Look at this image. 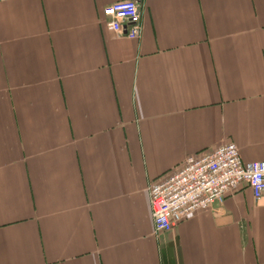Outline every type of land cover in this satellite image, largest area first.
Listing matches in <instances>:
<instances>
[{
  "label": "crops",
  "instance_id": "1",
  "mask_svg": "<svg viewBox=\"0 0 264 264\" xmlns=\"http://www.w3.org/2000/svg\"><path fill=\"white\" fill-rule=\"evenodd\" d=\"M228 143L264 161V0H0V264H264L247 186L154 231L148 187Z\"/></svg>",
  "mask_w": 264,
  "mask_h": 264
},
{
  "label": "built area",
  "instance_id": "2",
  "mask_svg": "<svg viewBox=\"0 0 264 264\" xmlns=\"http://www.w3.org/2000/svg\"><path fill=\"white\" fill-rule=\"evenodd\" d=\"M103 13L112 34L128 40L140 38V12L135 2L111 4ZM241 186L264 195V161L243 163L235 144L187 157L180 168L148 187L155 234L171 231L195 212L222 205Z\"/></svg>",
  "mask_w": 264,
  "mask_h": 264
}]
</instances>
